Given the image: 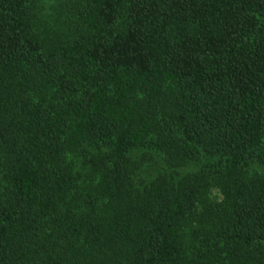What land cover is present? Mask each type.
<instances>
[{
	"label": "trees",
	"instance_id": "trees-1",
	"mask_svg": "<svg viewBox=\"0 0 264 264\" xmlns=\"http://www.w3.org/2000/svg\"><path fill=\"white\" fill-rule=\"evenodd\" d=\"M0 264H264V0H0Z\"/></svg>",
	"mask_w": 264,
	"mask_h": 264
}]
</instances>
